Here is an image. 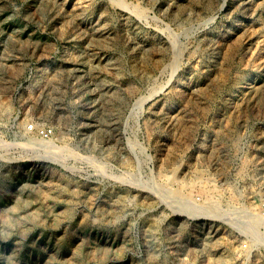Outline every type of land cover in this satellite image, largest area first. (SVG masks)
Here are the masks:
<instances>
[{
  "label": "rangeland",
  "instance_id": "obj_1",
  "mask_svg": "<svg viewBox=\"0 0 264 264\" xmlns=\"http://www.w3.org/2000/svg\"><path fill=\"white\" fill-rule=\"evenodd\" d=\"M170 191L264 222V0H0V264H264Z\"/></svg>",
  "mask_w": 264,
  "mask_h": 264
},
{
  "label": "bare ground",
  "instance_id": "obj_2",
  "mask_svg": "<svg viewBox=\"0 0 264 264\" xmlns=\"http://www.w3.org/2000/svg\"><path fill=\"white\" fill-rule=\"evenodd\" d=\"M45 144L43 145V148L47 146ZM162 194L163 197L167 199L168 203H170L168 205H171L173 211L177 213L186 214L196 220L217 218L219 221L220 218L221 220L238 227L243 233L252 234L258 242L264 243V230L259 231V228L264 225V222L262 223V219L254 213L235 206L228 207L226 205L227 208L222 209L219 206V203L217 202V204L215 201L194 203L185 196H181L171 191L166 193L163 192ZM261 228H263V226Z\"/></svg>",
  "mask_w": 264,
  "mask_h": 264
}]
</instances>
